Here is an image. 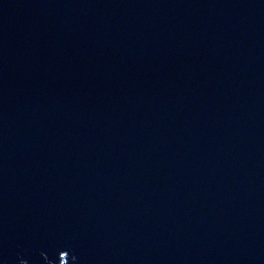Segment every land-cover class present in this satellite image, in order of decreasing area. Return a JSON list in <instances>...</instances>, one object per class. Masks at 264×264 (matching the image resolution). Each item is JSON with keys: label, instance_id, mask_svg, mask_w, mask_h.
<instances>
[{"label": "water", "instance_id": "1", "mask_svg": "<svg viewBox=\"0 0 264 264\" xmlns=\"http://www.w3.org/2000/svg\"><path fill=\"white\" fill-rule=\"evenodd\" d=\"M0 264H264V0H0Z\"/></svg>", "mask_w": 264, "mask_h": 264}]
</instances>
